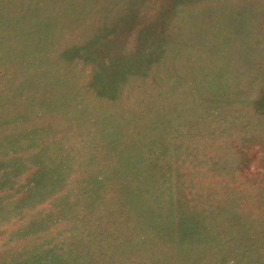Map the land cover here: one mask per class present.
Masks as SVG:
<instances>
[{"label": "rangeland", "instance_id": "rangeland-1", "mask_svg": "<svg viewBox=\"0 0 264 264\" xmlns=\"http://www.w3.org/2000/svg\"><path fill=\"white\" fill-rule=\"evenodd\" d=\"M4 94L0 264H264V0H0Z\"/></svg>", "mask_w": 264, "mask_h": 264}, {"label": "trees", "instance_id": "trees-1", "mask_svg": "<svg viewBox=\"0 0 264 264\" xmlns=\"http://www.w3.org/2000/svg\"><path fill=\"white\" fill-rule=\"evenodd\" d=\"M24 86H26L25 85V83H24ZM23 86H21V88H22ZM32 89V86H28V87H23L22 89H20V90H16L17 92H18V94H16V95H20V96H22V95H24L25 94V92H32V91H30ZM0 97H1V99L2 100H0V108H4V107H6V105L8 104H6V100H9V99H11L12 97H8L6 94H4V95H0ZM29 108V107H28ZM38 108H36L35 110H33V113L37 110ZM5 110V109H4ZM37 112V111H36ZM18 116L19 117H21V118H25V111L24 112H18ZM1 122H4V120H1ZM19 135H16L15 136V138H14V140H17V139H19ZM7 174L9 175V171L7 172ZM11 174H12V172H11Z\"/></svg>", "mask_w": 264, "mask_h": 264}]
</instances>
